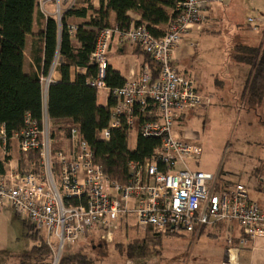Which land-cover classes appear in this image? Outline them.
I'll use <instances>...</instances> for the list:
<instances>
[{
    "label": "built area",
    "instance_id": "2783aa9c",
    "mask_svg": "<svg viewBox=\"0 0 264 264\" xmlns=\"http://www.w3.org/2000/svg\"><path fill=\"white\" fill-rule=\"evenodd\" d=\"M206 10V0H182L162 37L153 36L146 25L135 24L127 29L115 25L100 32L91 57L98 75L89 84L107 91L112 100L111 121L102 133L103 140H110L113 130L124 127L129 138L135 131L137 136L160 141L151 158L129 164L125 184L105 175L76 128L69 132V148L53 151L46 114L42 125L26 114L23 130L14 136L22 154L37 151L40 157L39 171L24 173L12 166L9 140L1 128L0 210L9 203L34 234L44 236L51 248L56 242L59 257L66 245H75L96 228L110 231L130 219L143 231L152 227L158 232L193 235L219 223H236L242 246L264 238V212L250 200L248 190L240 184L221 190L218 176L193 171L190 164L201 160L202 147L172 132L174 121L181 120L185 111L204 112L211 105L209 98L198 93L195 81L173 65L184 36L203 29ZM57 16L60 20L61 13ZM259 22L248 20L255 30ZM76 31V25L68 27L71 38ZM115 38L120 44L139 47L158 70V77L153 79L148 67L139 72L132 68L122 87L110 89L105 76ZM41 81L47 82V87L51 82L44 77Z\"/></svg>",
    "mask_w": 264,
    "mask_h": 264
},
{
    "label": "trees",
    "instance_id": "16d2710c",
    "mask_svg": "<svg viewBox=\"0 0 264 264\" xmlns=\"http://www.w3.org/2000/svg\"><path fill=\"white\" fill-rule=\"evenodd\" d=\"M37 1L0 0V131L4 127L10 148L14 136L24 128L26 114L30 113L40 125L46 114L53 151L68 149L69 132L76 128L94 151L96 164L103 168L105 175L113 182L125 184L129 178V164L151 158L160 141L138 134L136 147L132 149L129 133L124 127L113 130L110 140H103L102 133L111 121L112 100L109 98L106 106L98 103L99 90L89 84L98 75V66L91 57L100 32L115 25L120 29H127L132 24L146 25L153 36H164L172 12L182 0H100L98 8L91 0H78L60 20L48 18L45 28L35 33ZM130 13L140 16L141 20L134 21ZM89 14L92 15L86 21ZM112 14L115 25L111 21ZM79 20L84 22L78 23ZM70 25L77 27L74 38L68 32ZM28 37L33 39L31 59L35 68L31 72L25 70ZM234 50L233 60L250 68L245 93L251 102L262 101L264 44L258 47L237 44ZM55 66L62 79L50 84L45 96L41 78H47ZM145 67L151 69L153 79L158 77V70L149 58ZM79 68L86 69V74L77 73ZM105 83L110 89H116L122 87L126 79L108 65ZM1 143L0 137V146ZM2 166L0 160L1 170ZM30 169L33 172L40 169L37 151L21 156V171L27 173ZM163 234L176 233L171 230L158 232L150 227L147 238L129 244L121 252L128 259H143L151 253V247L159 246ZM45 250L44 246L34 247L28 258L38 260L37 264H47L49 256ZM61 264L95 262L85 255H69Z\"/></svg>",
    "mask_w": 264,
    "mask_h": 264
},
{
    "label": "rangeland",
    "instance_id": "374dc122",
    "mask_svg": "<svg viewBox=\"0 0 264 264\" xmlns=\"http://www.w3.org/2000/svg\"><path fill=\"white\" fill-rule=\"evenodd\" d=\"M209 6L211 9L222 8L223 11L225 4L221 0L210 1ZM257 8L250 3L244 4L239 7V18L247 24L249 19L256 20ZM260 14V17L264 16V13ZM222 18L224 21L219 22L222 24L220 26L214 21L205 23L207 29L193 42L188 38L181 42L176 66L195 79L199 94L212 93L215 99L210 103L209 112L185 111L183 121H174L172 132L202 147L203 155L199 161L201 172L218 176L221 190L243 185L248 190L250 200L264 212V99L258 102L249 100L245 86L250 68L233 60L237 44L248 45L250 41L255 45H263L264 33L243 32L246 36L243 37L234 27L235 18ZM215 31L222 32L211 34ZM188 37H193V34ZM30 41L31 37H28L27 45ZM109 57L118 69L119 60L115 53L110 51ZM139 57L147 63L145 55L140 53ZM125 60L121 59L122 62ZM43 88L45 92L47 82H44ZM98 93L99 104L106 106L109 94L105 90H99ZM136 138L137 133L134 131L129 138L130 147L135 148ZM195 166V163L190 164L193 171ZM23 225L19 222L15 226L18 227L19 235L8 252L0 255V264H37L38 260L28 258L31 249L37 246L46 248L45 253L49 256L47 264H61L63 258L69 255H85L93 259L95 264H223L225 249L231 239L223 234L215 237L203 234V230L196 235L185 232L163 234L159 246L151 247V253L143 259L132 260L121 252L122 249L148 236L147 230L143 231L136 226L134 219H130L122 221L118 228L110 231L96 228L90 236H82L75 245H66L59 257L55 241L51 248L47 239L34 234L27 222V228ZM254 245L261 248L255 255L262 256L264 260V238L257 240ZM232 246L235 248L236 243Z\"/></svg>",
    "mask_w": 264,
    "mask_h": 264
},
{
    "label": "crops",
    "instance_id": "0c3cea01",
    "mask_svg": "<svg viewBox=\"0 0 264 264\" xmlns=\"http://www.w3.org/2000/svg\"><path fill=\"white\" fill-rule=\"evenodd\" d=\"M78 0H38L37 1V9H36V20H35V26H34V32L39 33L45 28V23L48 18L50 17H58L57 14L58 12L61 13V15L65 14L71 7L75 5V3ZM207 1V10H206V24L210 23V21H214L218 24V26L222 25L219 22H223L224 19L222 18L223 16H226L228 18H235L236 22H234V27L238 28L239 32L243 35V37H246L243 32H248L251 34H260L264 33V16L260 17V13H264V0H221L225 4L224 9L222 11L221 9H211L209 6L210 1H220V0H206ZM91 3L94 7L98 8L100 6V0H91ZM250 3V5H256L258 8L257 10V17L256 20H259L258 29L255 30L254 27L250 26L247 24L246 21L241 20L239 18V7L244 6V4ZM229 16H227L228 14ZM260 14V15H259ZM92 14H89V17L87 18L86 21L89 20ZM129 16L134 20V21H140L141 17L130 13ZM262 19V20H261ZM111 21L112 24L115 25V15L112 14L111 16ZM78 23L84 22L83 20L77 21ZM220 24V25H219ZM206 25H204L203 29L201 31H191L189 34L185 35L184 38H188L187 40H191L193 42L197 36H202L203 32L206 30ZM222 31H215L211 32V34L216 35V33H221ZM239 33V34H240ZM193 34V37H188ZM183 38V39H184ZM251 39H248V41ZM258 41V40H256ZM258 43V42H257ZM32 44H33V39L31 37L30 43L27 45L26 44V49H25V56H26V63H25V70L27 72H31V70H34V64L31 59V49H32ZM193 45V44H192ZM247 46L250 47H258L259 44L255 45L252 42L249 41V44ZM111 52L115 53L116 58H118V69L115 68L114 62L111 61L110 57L108 56V61L109 65L116 71L120 72V74L125 78L128 79L130 76V69L134 68L136 72L141 71L145 66V60L139 57V54L142 53V50L137 47V46H131L128 44H120L118 42V39L115 38L114 41L112 42L111 45ZM181 52V44L178 47L175 56H174V61L173 65L174 67L179 71L180 74L183 76L193 79L192 76H190L187 72V74H184L182 71L178 69L176 66V57L177 54H180ZM144 55V54H143ZM124 62L121 61V59H125ZM77 73L85 75L86 74V69H77ZM47 79H50V84L52 83H57L60 82L62 79L61 73L57 71L56 66L52 69L50 72L49 76ZM197 85V91L199 89L197 82L195 81ZM44 84V83H43ZM49 87V86H48ZM48 87L45 90V96L47 94ZM201 95V94H200ZM203 97L209 98L210 102L212 103L213 100L215 99L214 94L212 93H207L202 95ZM99 103V102H98ZM100 105V104H99ZM211 106L208 108V110L204 112H209ZM185 114H182L181 121L184 120ZM137 139V138H136ZM136 147V146H135ZM132 148V147H130ZM134 149V148H132ZM21 156L22 153L19 151V144L16 139H12L11 144H10V161L12 166H17L18 168L21 169ZM195 171L201 172L200 164L195 163ZM205 172V171H204ZM19 222L23 223L24 227L25 226V220L18 217L12 207L10 206L9 203H4L3 207L0 210V255L2 253H6L9 250V247H11L13 241L17 238L18 234V227L17 224ZM207 233L208 235H213L214 237L217 235H226L229 237L228 239L232 238V240H235L234 243L228 244V248L225 249V262L223 264H264L263 257L256 256L255 252L261 250V248H258L254 245L255 242H252L253 245L247 244L245 246L240 245L238 239L241 236V229L238 226V224H232L229 225L227 223H219L216 226H210L206 227L203 229V234ZM202 234V235H203ZM193 235V234H192ZM201 235V236H202ZM259 240V239H258ZM237 241V242H236ZM236 243V246L234 248V245ZM230 250V254L228 253V250ZM32 250V249H31ZM31 252V251H30Z\"/></svg>",
    "mask_w": 264,
    "mask_h": 264
},
{
    "label": "water",
    "instance_id": "95a60500",
    "mask_svg": "<svg viewBox=\"0 0 264 264\" xmlns=\"http://www.w3.org/2000/svg\"><path fill=\"white\" fill-rule=\"evenodd\" d=\"M47 92H48V90H47Z\"/></svg>",
    "mask_w": 264,
    "mask_h": 264
}]
</instances>
